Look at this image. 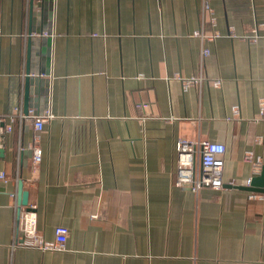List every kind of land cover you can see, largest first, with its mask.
I'll return each mask as SVG.
<instances>
[{"label": "crops", "instance_id": "crops-1", "mask_svg": "<svg viewBox=\"0 0 264 264\" xmlns=\"http://www.w3.org/2000/svg\"><path fill=\"white\" fill-rule=\"evenodd\" d=\"M210 6L215 39L201 0H0V264H264V201L229 187L254 177L245 151L264 165V0ZM27 68L29 111L54 116L38 158ZM198 138L225 147L221 189L174 184ZM18 182L62 250L13 247Z\"/></svg>", "mask_w": 264, "mask_h": 264}, {"label": "built area", "instance_id": "built-area-1", "mask_svg": "<svg viewBox=\"0 0 264 264\" xmlns=\"http://www.w3.org/2000/svg\"><path fill=\"white\" fill-rule=\"evenodd\" d=\"M201 12L206 17L207 23L213 29L212 39L218 38L219 33L215 31L216 18L214 11L210 6V0H201ZM232 32L229 36H232ZM249 44L257 41L258 36L244 37ZM177 77L178 74H174ZM198 82L195 78L182 79L183 88L193 86ZM220 80L212 81L213 86H219ZM145 105H140L139 108L144 109ZM233 116H238L239 110L237 106L231 108ZM258 118L264 117V97L257 100ZM32 126V141L27 146L31 150L34 157L38 158L41 154L39 148V141L44 125L54 118V116L46 111L41 115H35L32 110L28 111L26 116ZM263 136H255L253 142L261 144ZM176 150V170L174 177V184L179 187H188L191 192L197 193L204 188L221 189L223 186L221 180L222 168L224 165L225 147L221 143L213 142L206 139L195 140H179L175 146ZM243 160L253 166V176L259 175L261 162L259 158H255L252 151H245ZM249 179L247 185L250 183ZM0 181L5 182L4 176H0ZM248 199L264 201V195L249 193ZM17 207V206H16ZM18 209V207H17ZM18 227L16 233L22 235L20 241L17 236L14 239L13 247H30L37 248L42 251H60L64 248L67 241L69 230L64 226H57L54 228V239L52 241H45L38 234L36 229V221L33 214L25 211L22 207L19 208Z\"/></svg>", "mask_w": 264, "mask_h": 264}, {"label": "water", "instance_id": "water-1", "mask_svg": "<svg viewBox=\"0 0 264 264\" xmlns=\"http://www.w3.org/2000/svg\"><path fill=\"white\" fill-rule=\"evenodd\" d=\"M28 44L30 45V39H28ZM26 76L24 77V104H23V114L26 116L29 111V99L31 94V86L33 81L29 77V68L26 69ZM5 123L0 121V128H4ZM0 157H3V150L0 149ZM234 187L239 190L264 195V165L261 166L259 175L254 176L249 185L247 186H229ZM17 205H18V213L19 208L21 206H27V193L22 190V182H18L17 188Z\"/></svg>", "mask_w": 264, "mask_h": 264}]
</instances>
